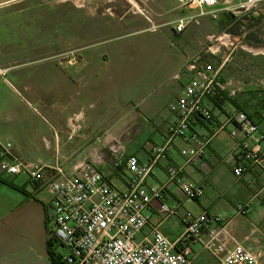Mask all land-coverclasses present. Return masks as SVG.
<instances>
[{
    "label": "crops",
    "instance_id": "obj_1",
    "mask_svg": "<svg viewBox=\"0 0 264 264\" xmlns=\"http://www.w3.org/2000/svg\"><path fill=\"white\" fill-rule=\"evenodd\" d=\"M74 1L78 10L87 14L89 22L120 31L90 36L87 43L96 46L81 49L79 62L71 67L16 70L14 66H0V71L5 73L0 74V142H10L13 153L27 162L51 167L59 164L68 172L80 164L91 163L111 184L127 191L130 186L125 166H115L109 150L113 139L118 138L126 155L136 156L141 164L154 158L155 148L164 145L167 132L175 122L168 106L180 94L186 80H175L173 76L185 63L168 71L165 67L171 65L165 63L158 71L153 60L145 55L91 51L154 33L152 25L174 24L179 20L175 18L176 10L182 8L177 0ZM142 10L148 13L151 22ZM230 57L225 63L224 58L217 59L216 65L224 63L220 75L224 82L234 79L229 78V68L235 56ZM9 62L4 63L9 65ZM252 72L254 81L247 85L254 86L251 94L256 99L264 91V69L254 68ZM256 87L263 91H257ZM227 109L238 110L229 104ZM261 111H255L259 118L246 113L253 116L264 133ZM214 113L217 120L224 119L218 109ZM230 129L228 126L212 137L206 147L204 159L211 168L209 173L186 164V157L180 154L183 143L179 142L159 159L146 185L163 184L168 178L169 165L183 167V180L204 186L203 196L186 204L185 209L194 215L206 211L220 216L228 244L242 245L264 263V174L253 169L240 179L234 176ZM210 130L209 124L198 126L199 138L203 139ZM3 178L17 188L0 181V264H52L46 220L51 195L23 177ZM166 201L173 204L174 198L168 194ZM245 203L250 205L246 218L237 211V206ZM151 220L160 221L154 213ZM171 222L179 226L175 239L184 227L176 219L160 225L161 232L173 241L166 231ZM194 249L199 248L194 246ZM200 256L215 264L205 252L199 254L198 264H206L198 262Z\"/></svg>",
    "mask_w": 264,
    "mask_h": 264
},
{
    "label": "built area",
    "instance_id": "obj_2",
    "mask_svg": "<svg viewBox=\"0 0 264 264\" xmlns=\"http://www.w3.org/2000/svg\"><path fill=\"white\" fill-rule=\"evenodd\" d=\"M22 1L25 0L8 2ZM177 1L182 9L221 7L229 15L248 18L258 16L264 4L263 0ZM141 13L151 22L146 11ZM189 24L188 19L178 20L175 33H182ZM152 29L155 31L156 26L152 25ZM245 36L246 33L236 36L223 32L214 39L218 46H209L206 52L215 55L219 46L228 50L234 47L227 55L217 57L224 58L225 63L236 48L235 41ZM71 57L75 59L74 55ZM224 63L213 65L202 58H192L173 76L175 80L184 78L186 83L168 106L175 122L167 132L164 145L155 148V156L149 163L141 164L136 156L126 155L120 141L110 146L115 166L124 165L128 173L127 191L111 184L91 163L80 164L68 172L59 164L51 167L27 162L13 153L10 142H0V177H23L51 195L46 219L48 235L61 264H198L201 252L212 257L215 264H264L242 245L228 244L220 216L206 211L194 215L185 209L186 204L203 196L204 186L183 180V167L169 165L168 178L163 184L146 185L159 159L179 142L183 143L180 154L186 157V164L209 173L211 168L204 159L206 147L212 137L228 126L233 142L234 176L240 179L253 169L264 174V133L248 113L227 109V99H233L237 89L232 82L222 81ZM67 64L73 63L69 60ZM0 74L5 75L4 71ZM215 103H220V107ZM214 109L223 115V120L216 119ZM203 124H209L211 130L200 139L197 127ZM168 194L174 198L173 204L167 203ZM249 206V203L239 204L237 211L247 215ZM152 213L158 216L159 223L152 222ZM171 219L184 227L183 233L173 241L160 230V225ZM57 244L66 254L56 252ZM194 246L199 249L196 251Z\"/></svg>",
    "mask_w": 264,
    "mask_h": 264
},
{
    "label": "rangeland",
    "instance_id": "obj_3",
    "mask_svg": "<svg viewBox=\"0 0 264 264\" xmlns=\"http://www.w3.org/2000/svg\"><path fill=\"white\" fill-rule=\"evenodd\" d=\"M8 1L10 0H0V3ZM77 5L74 0H25L0 6V66H14L16 70L71 67L79 62L78 53L81 49L96 46L87 43L90 36L94 38L100 33L120 31L119 28H104L97 26L94 21L89 22L87 14L79 11ZM259 9V15L250 18L229 15L221 7H206L203 10L179 9L176 10L175 18L190 20V24L180 34L174 31L177 22L168 26L161 23L156 25L155 31L151 27L154 33L141 34L139 38H131V42L121 45L98 46L91 52L145 55L153 60L155 70L158 71L164 68L165 63H170L169 68L165 67L168 71L172 67L179 68L187 59L192 58H202L215 65L217 57L225 53L227 55L234 47L228 50L219 46L215 55L209 54L206 52L209 46H218L214 39L223 32L236 36L246 33L243 40L238 38L239 41H235L236 48L230 59L232 56L235 58L230 61L229 68V78L234 79L228 82H232L237 89L233 98L235 103L238 101L245 111L259 118L255 111L262 113L258 105L264 93L254 99L251 94L254 86L247 85L254 81V68L264 69V60L261 58L264 57V4ZM73 55L75 59L71 57ZM5 60H10V64L4 63ZM69 60L72 65L67 64ZM257 89L259 92L263 91L261 88ZM228 104L235 107L231 101ZM115 141L120 140L113 139V143ZM248 219L254 221L253 217ZM178 228L177 222H171L167 226L166 231L171 239L179 234ZM55 248L57 253L66 254V250L58 244ZM205 259L206 257L200 256L198 262L213 264Z\"/></svg>",
    "mask_w": 264,
    "mask_h": 264
},
{
    "label": "trees",
    "instance_id": "obj_4",
    "mask_svg": "<svg viewBox=\"0 0 264 264\" xmlns=\"http://www.w3.org/2000/svg\"><path fill=\"white\" fill-rule=\"evenodd\" d=\"M227 101H231L232 103H234L235 104L234 106L238 110L246 112L242 107L238 106L237 103H235L234 99H227ZM215 104H216L217 107H220V103H215ZM258 106H259V108H261V110L264 111V96H263V98H262V100H261V102L259 103ZM0 181H2L3 183H5V184H7V185H9V186H11L13 188H17V186L14 185L13 182H11V181L3 178V177H0ZM48 255H49V259H50L52 264H61V262L59 261V258L56 256V254L54 252V243L51 240L48 241Z\"/></svg>",
    "mask_w": 264,
    "mask_h": 264
},
{
    "label": "bare ground",
    "instance_id": "obj_5",
    "mask_svg": "<svg viewBox=\"0 0 264 264\" xmlns=\"http://www.w3.org/2000/svg\"><path fill=\"white\" fill-rule=\"evenodd\" d=\"M135 8H137V9H138V7H135ZM138 11H139V9H138ZM254 52H258V50H254Z\"/></svg>",
    "mask_w": 264,
    "mask_h": 264
}]
</instances>
